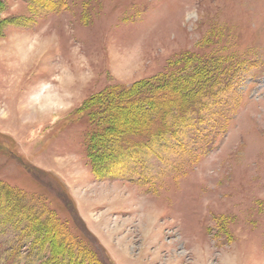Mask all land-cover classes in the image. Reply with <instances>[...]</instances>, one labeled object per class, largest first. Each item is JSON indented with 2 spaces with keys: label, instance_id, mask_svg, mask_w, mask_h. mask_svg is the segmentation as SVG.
Wrapping results in <instances>:
<instances>
[{
  "label": "rangeland",
  "instance_id": "rangeland-1",
  "mask_svg": "<svg viewBox=\"0 0 264 264\" xmlns=\"http://www.w3.org/2000/svg\"><path fill=\"white\" fill-rule=\"evenodd\" d=\"M204 69L234 79L107 112ZM0 186L50 224L0 207V264L52 263L51 229L80 264H264V0H0Z\"/></svg>",
  "mask_w": 264,
  "mask_h": 264
},
{
  "label": "trees",
  "instance_id": "trees-1",
  "mask_svg": "<svg viewBox=\"0 0 264 264\" xmlns=\"http://www.w3.org/2000/svg\"><path fill=\"white\" fill-rule=\"evenodd\" d=\"M205 71L198 72V75H194V77H189L187 79V82L185 85L179 86L178 78L174 76L171 80H168L167 84H163L164 86H161V88H152L149 90L148 94H140L135 92V85L130 84L124 86L122 89V93H120V96L113 94L111 92L107 93V101L109 106L106 108L107 112H112L113 114H117L118 104H123L125 100L132 101L133 104H138V109L140 108L144 114V119L146 120L147 125H151V119L152 117L147 118L145 115H155V114H163V115H170L172 113H175L178 111V108L180 106L178 105V101L182 97L183 100H185V107L190 106L191 104L188 102L190 101L193 96L199 97L201 93L207 92V91H213L215 86L219 85V83H225L226 89H228L229 81L230 79H234L233 74L234 72L227 71L223 73L221 76V73H216L214 71H209V69H204ZM208 71V72H207ZM215 73V74H214ZM221 77V78H220ZM222 78H225V80H220ZM207 83V84H204ZM132 95V96H131ZM204 95V94H203ZM202 95V97H203ZM115 96H118L115 98ZM181 96V97H180ZM124 97V98H123ZM130 97V98H129ZM117 100H115V99ZM190 98V99H189ZM109 99V100H108ZM114 99V100H113ZM157 100H160L159 104L157 103ZM90 106H100L98 103H96V100L90 104ZM92 109V108H91ZM90 115L93 116V112L90 111ZM101 110H98L96 113V116L101 117ZM113 118V116L111 117ZM142 119L141 123L143 125L145 124V120ZM117 120L114 122L112 121V126H117ZM134 124V123H133ZM132 124V125H133ZM125 129L127 127H132L128 125H124ZM116 130V129H115ZM112 131V134L119 135L122 134L118 131V129ZM137 130V129H135ZM29 170L34 171L33 168H29ZM34 178H36L43 186H47L48 183H46L44 180L38 179V176L35 174L33 175ZM57 184L56 182H51L50 184ZM48 187V186H47ZM59 187V186H58ZM49 188V187H48ZM0 190L4 193V197H0V207L8 208L6 205H10L13 209L11 210V213L14 215L13 217L16 218H28L31 220V223L33 224V227L35 229H44V227H49L50 224L47 221L41 220L40 214L37 211L35 213L32 208L29 209V205L27 206L26 203H21L22 194L20 191L12 190L11 188H8L6 186H0ZM75 213V210H74ZM76 216V215H75ZM77 225L79 226L82 234L88 239L89 242H94L92 235L86 230L84 224L81 222L80 219L75 218ZM41 233V232H40ZM46 240L50 241V247H51V262L49 264H80L83 260L80 257V249L83 250V247L79 243H77L74 238L64 229H60L57 233L54 232V229L47 231ZM93 250L95 253V258L99 262V264H108L105 260L104 252L103 250L97 245L96 243H93ZM84 258V257H83Z\"/></svg>",
  "mask_w": 264,
  "mask_h": 264
}]
</instances>
